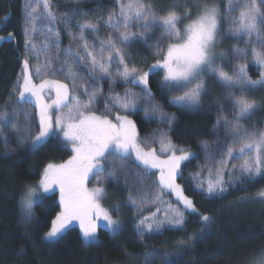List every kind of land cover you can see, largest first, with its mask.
Segmentation results:
<instances>
[{"label":"snow or ice","instance_id":"6c2138e0","mask_svg":"<svg viewBox=\"0 0 264 264\" xmlns=\"http://www.w3.org/2000/svg\"><path fill=\"white\" fill-rule=\"evenodd\" d=\"M24 7L26 55L9 101L0 109V137L7 144L4 130L9 129L32 151L56 140L61 148L73 153L63 163L46 164L39 180L27 184L20 197L23 216L30 220L37 201L43 203L44 197L58 191L61 210L51 220L43 239H56L73 222H78L86 242L96 241L100 227L118 234L122 221L114 218L113 212L119 213L121 204L105 207L103 201L108 195L106 182L119 183L120 176L124 177L123 184L128 189L123 206L133 209L134 227L141 241L166 224L182 227L186 212H198L177 182L182 175V164L197 154L172 142L170 134L176 116L165 112L156 102L150 86V78L161 72V91L170 96V104L180 109L200 108L204 96L211 94L209 79L225 93L226 103L217 99L214 105L217 117L212 134L216 137V147L210 150L209 141H200L206 161L217 165L215 179L209 180L206 186L201 181L197 187L212 196L225 192L237 179L264 176V127L252 121L264 105L251 95L264 89V0H198L194 5L198 10L195 16L190 0H186L182 10L176 3L165 7L157 6L153 0H116V8L106 17H98L95 22L76 21L77 33L70 30L71 19L67 13L58 20L52 0H36L35 4L27 0ZM57 22L64 24L71 41L76 43L75 49L71 43L61 48ZM101 22L110 30L103 39L99 37ZM156 29L161 30L160 37L149 43L150 34ZM88 32L94 36L91 41L87 39ZM11 37L9 33L8 38ZM223 39L242 43L243 47L221 49ZM138 41L154 49V62H145L146 70L137 66L126 51ZM249 63L258 66V79L249 76ZM114 77H119L120 84L132 87L116 92L118 81ZM105 80L109 86L107 96L98 86ZM173 92L180 94L171 95ZM101 97L105 111L97 114L95 105ZM25 104H31L34 111H24ZM113 109L116 115L110 119ZM141 111L145 122L165 124L167 131L157 128L151 136L141 138L136 121L130 118ZM154 144H159L158 150ZM216 152L220 153L219 158ZM233 160L242 162L237 167L231 163ZM208 171L211 174L212 169ZM133 173L136 181L129 184ZM93 177L94 186L89 187ZM152 177L155 179L149 185L147 181ZM165 195L175 196V206L164 200ZM259 195L264 197V192ZM161 203L167 205L162 216ZM146 205L156 210L143 215ZM199 218L203 232L212 217L202 214ZM141 255L146 264L156 258L161 264H170L173 254L152 250Z\"/></svg>","mask_w":264,"mask_h":264},{"label":"trees","instance_id":"16d2710c","mask_svg":"<svg viewBox=\"0 0 264 264\" xmlns=\"http://www.w3.org/2000/svg\"><path fill=\"white\" fill-rule=\"evenodd\" d=\"M153 2L157 6L165 7L176 3L182 10L186 0ZM197 2L198 0H190L193 15L198 11L194 7ZM24 3L25 0H0V109L9 101L26 55L23 36ZM52 7L57 13L58 20L61 15L68 14L71 19L70 30L77 33L76 21L83 22L87 19L95 22L98 17H106L116 8V0H52ZM55 26L60 29L61 45L68 47L71 43L73 47L74 41H71L65 31L64 24L57 22ZM9 33L12 34L10 39ZM90 36L91 32H88L87 38ZM232 46L243 47V44H237L236 41L229 39L222 40L221 49L228 50ZM126 51L139 67H145V62L147 64L154 62L152 56L154 49L146 47L139 41L128 46ZM248 60L251 61V56ZM225 70L228 71L229 68L226 67ZM248 73L252 79L259 78L252 63H249ZM162 75V72L153 75L150 78V86L156 102L163 106L165 112L176 116L174 130L170 134L172 142L178 148H190L197 154L196 158L182 164V175L177 182L184 189V194L193 200L198 212L195 214L186 212L185 224L182 227H163L157 233L145 235L142 241L135 231L136 219L127 208L124 217H120L122 230L118 234L113 235L100 227L97 230L96 241L86 242L77 227L69 226L56 239L45 240L43 238L51 227V220L61 210L58 193L44 197L43 203L37 201L33 209L34 217L30 220L23 216L19 200L25 192V186L35 184L39 180L46 164L65 162L72 156V152L61 148L56 140H51L32 151L28 144H23L13 134L6 133L7 144L0 137V264H146L141 253L152 250L172 253L170 264L260 263L259 258L262 256L260 253L264 250V201L259 199V194L264 191V176L237 179L220 195L208 196L197 187V173L204 169L205 165V168H210L208 164L211 163L206 161L200 141H209L210 150L216 147L214 143L216 137L212 134V126L217 117L214 105L217 99L226 103L223 100L224 90L214 80L209 79L211 94L204 96L200 108L180 109L170 104V96L161 91L159 81ZM102 85L104 90L106 82H102ZM125 87L127 86H120L121 89ZM135 90L140 91L139 88ZM251 95L258 103L264 105V89L256 90ZM23 106H28L34 111L31 104ZM131 118L136 121L141 138L151 136L153 130L157 128L162 130L163 127L167 131L165 124L145 122L142 111ZM252 121L259 122L258 126L262 127L264 107L255 113ZM220 138H224L223 134ZM219 154L216 152V157ZM202 177V174L200 178L198 177L199 183ZM119 187L120 198L125 201L128 189L122 184ZM164 197L173 205L176 204L173 195ZM245 199L248 201L246 205L231 207L234 202L246 201ZM202 214L212 217L203 232L201 228L204 226L199 218ZM181 241L183 243L178 247ZM151 264H161L160 259H153Z\"/></svg>","mask_w":264,"mask_h":264},{"label":"rangeland","instance_id":"374dc122","mask_svg":"<svg viewBox=\"0 0 264 264\" xmlns=\"http://www.w3.org/2000/svg\"><path fill=\"white\" fill-rule=\"evenodd\" d=\"M27 2V0H25V3ZM25 3H24V5H25ZM32 3L33 4H35L36 3V0H32ZM24 14H25V7H24ZM40 13H39V11H38V13H37V15H39ZM196 14V13H195ZM195 14L193 15V16H195ZM41 22L40 21H38V24H40ZM186 23H187V21H186ZM182 26V25H181ZM100 28H102V30H99V37L101 38V39H103V38H105L108 34H109V29H107L104 25H103V23L101 22V25H100ZM133 31H136V29L134 28L133 29ZM160 32H161V30L160 29H156L155 31H153V32H151V34H150V39H149V43H151V42H153L154 40H156L158 37H160ZM115 33H113V35H114ZM93 38H94V36H93V34L91 33V36H90V38H87L89 41H91V40H93ZM165 39H167L166 37L164 38V40ZM37 43L39 44L40 43V36H39V31L37 32ZM165 44L167 43V40H166V42H164ZM61 46V48H67V47H64V46H62V45H60ZM73 49H75L76 48V43L74 42V44H73V47H72ZM53 55H55V52H54V50H53ZM130 57H131V60L134 62V60L132 59V56L131 55H129ZM61 58H63V57H61ZM41 59H43V57L41 58ZM30 60L32 61V63H35V60L34 59H32L31 57H30ZM135 63V62H134ZM136 64V63H135ZM253 66H254V69H255V71L256 72H259V68H258V66H256V65H254V64H252ZM117 81H118V83H117V86H116V88H115V91L116 92H119V93H122L123 91H124V89L122 88H120V86L122 87H124L125 85H123V84H120L119 83V77H114ZM102 82H104V81H102ZM102 82L100 83V85H98L99 87H101L102 88V90H103V85H102ZM105 82H106V88L103 90V92H104V95L105 96H107L108 94H109V86H108V82L105 80ZM127 87H132V86H128L127 85ZM135 90V89H134ZM135 91H137V90H135ZM137 92H139V91H137ZM86 99V98H85ZM18 107V106H17ZM23 109H24V111H26V112H31L32 111V109L30 108V107H28V106H23ZM95 109H96V111H97V114H103L104 113V111H105V107H104V102H103V97H101L100 98V100L96 103V105H95ZM9 113H11V111H9ZM54 115H55V113H54ZM115 115H116V110L115 109H113V111H112V114L110 115V119H114V117H115ZM131 118V117H130ZM23 119H24V117H23V115H21L20 116V120H21V122H23ZM262 127H264V124L262 125ZM162 130L163 131H165L164 130V128L162 127ZM6 133H9V134H12L11 133V131L9 130V129H5L4 130V135L6 134ZM153 147H155V148H157V150L159 149V144H154V145H152ZM72 155H73V153H72ZM215 156H216V153H215ZM219 156H220V154L218 155V157H216V158H219ZM205 157V156H204ZM68 160V159H67ZM66 160V161H67ZM242 161H240V160H233L231 163L232 164H234V165H236L237 167H239V165H240V163H241ZM59 163H63V162H59ZM59 163H56V164H59ZM211 164V165H210ZM209 166H210V169H212V172H211V174L209 173V171H208V169L209 168H205L204 166V169L203 170H201L200 169V174L198 175V177L200 178V176H201V174L203 175V177L201 178V180H200V182L201 181H203L204 183H205V186H206V184H207V182L209 181V180H214L215 179V169H216V167H217V165H214V164H212V162L211 163H209L208 164ZM132 167H134V165L132 166ZM153 171H155V170H153ZM157 176H158V173H157ZM198 177H197V184L199 183V179H198ZM155 179V177H152V178H150L148 181H147V183L149 184V185H151L152 183H153V180ZM118 180H119V183H113V182H111V181H108V182H106V188H107V192H108V195H107V198L103 201V204H104V206L105 207H109V206H111V205H114V204H116V203H120L121 204V210H120V212L119 213H116V212H113V216H114V218H118V219H120V217L121 218H123L124 217V212H125V208H127V209H129V211L131 212V215L134 217V219H136V215H134V212H133V209H131L130 207H125V206H123V199L122 198H120L121 197V191H120V187H119V185L120 184H122V185H124L123 184V181H124V177L123 176H120V177H118ZM94 181H95V177H93L92 178V183H90L89 184V187H92V186H94ZM135 181H136V176H135V174L133 173V175H131L130 177H129V184H133V183H135ZM205 192V191H204ZM264 192V191H263ZM57 193H58V191H57ZM206 193V192H205ZM127 194H128V192H127ZM127 194H126V197H127ZM133 194L135 195V192H133ZM207 194V193H206ZM220 194H222V193H219V194H214V195H220ZM58 196H59V194H58ZM174 196V195H173ZM209 196V195H208ZM126 197H125V199H126ZM175 197V196H174ZM259 199H262L263 201H264V197H261L260 195H259ZM164 200L165 201H169V199L167 198V197H164ZM246 200V199H245ZM246 202H248L247 200L246 201H236V202H234L232 205H231V207H234V208H237V207H240L241 205H246L247 203ZM175 206V205H174ZM159 207H160V209H161V212H160V215L162 216L163 215V210L167 207V205L166 204H164V203H161L160 205H159ZM145 211L143 212V215H149L151 212H154L155 210H156V208L154 207V206H151V205H146L145 206ZM119 216V217H118ZM70 226H75V227H77L78 229H79V225H78V222H73ZM164 227H171V226H169V225H165ZM172 228H174V227H172ZM80 230V229H79ZM262 254V256L259 258L260 259V263H258V264H261V261H264V250L260 253V255ZM258 259V260H259ZM257 262V261H256ZM255 262V263H256Z\"/></svg>","mask_w":264,"mask_h":264}]
</instances>
